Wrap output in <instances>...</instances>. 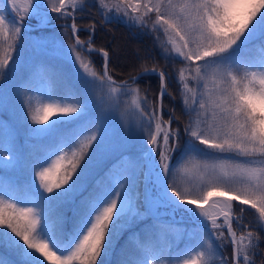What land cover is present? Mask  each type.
Here are the masks:
<instances>
[{
    "label": "snow or ice",
    "instance_id": "1",
    "mask_svg": "<svg viewBox=\"0 0 264 264\" xmlns=\"http://www.w3.org/2000/svg\"><path fill=\"white\" fill-rule=\"evenodd\" d=\"M96 2L105 22L126 19L146 29L159 42L165 59L182 62L176 78L190 117L184 127L189 137L184 155H206L211 150L220 158L177 167L173 156L180 129L172 127L174 115L163 118V98L171 95L165 70L156 64L142 65L136 75L118 82L109 72V52L92 43L95 24L87 26V41L78 35L76 13L84 10L86 0H47L52 12L71 19L65 30L70 29L69 39L74 38L69 49L81 77L99 85L117 106L121 96L127 97L125 113L138 114L141 122H147L146 148L137 162L144 169L145 187L133 195L128 177L127 183L90 193L73 208L71 228L66 231L68 218L54 217L51 206L68 200L75 203L83 191L81 177L92 159L89 150L95 151L102 139L100 129L88 122L38 161L34 173L38 198L28 201L32 207H21L24 201L0 195V244L16 249L23 264H106L105 254L112 251L125 217L143 219L163 207L182 211L208 229V239L186 247L175 258L177 264H217V250L225 243L232 246L230 261L220 257L219 264H256L262 237L244 223L243 213L244 206L254 209L255 226L264 229V0ZM0 4L11 6L15 13L9 20L7 7H0L2 79L10 62L15 63L25 21L32 18L39 3L24 0L20 6V0H0ZM36 17L38 25L46 22L38 11ZM84 51L102 55V71L82 55ZM153 74L159 77V92L150 102L136 81ZM43 99L48 102L36 107L31 97L25 101L32 122L44 125L34 132L51 134L58 125L79 119L88 107L73 94L60 98L49 94ZM182 183L189 187H181ZM141 197L145 212L140 211ZM0 264L6 262L0 259ZM138 264L164 261L146 254Z\"/></svg>",
    "mask_w": 264,
    "mask_h": 264
},
{
    "label": "rangeland",
    "instance_id": "2",
    "mask_svg": "<svg viewBox=\"0 0 264 264\" xmlns=\"http://www.w3.org/2000/svg\"><path fill=\"white\" fill-rule=\"evenodd\" d=\"M37 2L39 7L50 9L47 0ZM86 3L94 5L101 14L96 0H86ZM117 20L134 26L126 19ZM65 39L62 30L28 35L26 41L19 43L15 63L10 62L6 75L0 79V195L24 201L21 207H32L33 204L28 201L38 198L35 189L39 181L34 179V173L39 167L38 161L88 122H93L100 129L102 139L100 145L95 146V151L89 150L92 159L88 161L83 174V190L93 181L88 195L97 194L112 189L117 182H129L128 177H131L133 195L137 191L142 193L145 187L144 169L137 167V162L146 148L147 122H141L138 114L125 113L124 101L127 97L121 96L117 106L108 101L105 90L99 85L89 84L81 77L77 71L78 66L74 64V57L70 54V43ZM84 56L93 61V58ZM101 63L102 60H99ZM176 77L177 74L175 80L177 86H180ZM49 94L55 98L73 94L83 99L88 107L79 119L58 125L57 130L51 134L34 132L33 129L43 128L44 125L32 122L25 101L31 97L33 107H36L48 102L43 98ZM184 152L185 149L180 151L173 162L177 167L185 163L191 167L202 161L213 162L211 157L220 158L215 155L200 159L199 155H184ZM181 187L189 185L182 183ZM79 203L68 200L51 206L54 217L63 214L68 218L66 231L71 228L72 210ZM140 211H146L142 197ZM161 213L158 210L156 215L143 219H132L130 214L126 216L112 251L105 254L106 264H138L146 254H149V258L156 255L164 264H177L175 258L186 247L208 239V229L186 213L176 211L172 217H165ZM158 220L171 224H162ZM217 251L219 264L220 257L224 256L222 248ZM0 259L6 264H23L19 252L6 244H0Z\"/></svg>",
    "mask_w": 264,
    "mask_h": 264
},
{
    "label": "trees",
    "instance_id": "3",
    "mask_svg": "<svg viewBox=\"0 0 264 264\" xmlns=\"http://www.w3.org/2000/svg\"><path fill=\"white\" fill-rule=\"evenodd\" d=\"M24 0L20 1V6H23ZM0 7H5L0 4ZM11 7V6H10ZM40 13L41 18H43L45 23H56V22H70L71 19L67 21L59 16V14H52L48 12H43L39 9L33 11L32 18L27 21L32 24H38L36 17V12ZM5 15L12 20L9 14ZM76 23L80 28L78 35L81 40L87 41L89 38V31L87 26L90 24H95V32L92 34V43L95 48H104L109 52V63L108 68L110 74L116 80H124L131 75H136L142 70V65L151 68L153 64L161 67L165 70L167 76L168 92L171 95H165L163 98L164 102V119L167 120L169 115H174L175 119L173 121L172 127L180 129L179 137V151L175 152V157L180 153V151L185 149L186 140L189 138L185 132L184 127L189 121V114L185 111L179 87L177 86L175 75L177 70L182 66V62L179 59L167 58L165 59L162 54V49L159 42L154 38V35L143 28H135V26H130L120 20L112 19L111 22H105L102 15L98 12V9L91 4L86 3L83 11H77L76 13ZM62 30L65 40L72 44L73 39H69L71 36L70 29L65 30V26H54V27H44V28H24L22 31L21 41H26L28 35H36L41 32ZM163 39V37H162ZM86 55L84 52H82ZM88 56V55H87ZM93 65L97 71H99V60H102L101 56L98 54H92ZM136 85L141 89L143 95L147 96L148 100L155 101L159 92V79L157 75H145L141 76L137 81ZM167 108V109H166ZM169 108V109H168ZM175 110L174 113L172 110ZM146 111L148 108L145 109ZM209 150L206 155H199L200 159L209 158L210 156H215ZM216 160L217 157H211ZM83 175L81 177V181ZM96 180V179H95ZM91 183L86 189L79 193L75 197L76 201H81L86 197L90 191ZM246 211L243 213L244 223L249 224L255 231H257L262 239L259 242L258 254L255 256L256 264H260L261 259H264V229L255 226V210L248 206H244ZM163 216L172 217L175 212L170 209H165L163 207L159 208ZM238 211V209H237ZM162 224H171L167 221H159ZM235 227V225H234ZM221 249V248H220ZM231 246L225 243L222 247V253L225 257H231Z\"/></svg>",
    "mask_w": 264,
    "mask_h": 264
},
{
    "label": "water",
    "instance_id": "4",
    "mask_svg": "<svg viewBox=\"0 0 264 264\" xmlns=\"http://www.w3.org/2000/svg\"><path fill=\"white\" fill-rule=\"evenodd\" d=\"M5 7H7V12H8V14L12 17V18H14L15 17V14H14V12L11 10V8L9 7V6H6L5 5ZM48 12H50V13H54V12H52V11H48ZM71 23V22H70ZM70 23H52V24H43V25H38V24H36V25H31L30 23H28V22H25V26L24 27H26V28H36V27H44V26H50V27H52V26H54V25H58V26H65L66 24H70ZM74 39V38H73ZM85 48H87V45L85 44ZM84 52H86V51H84ZM87 53V52H86ZM92 53H97V54H100L99 52H96V51H93ZM102 67H103V63H102V66H101V71H102ZM159 78V77H158ZM119 82V81H118ZM232 247V246H231Z\"/></svg>",
    "mask_w": 264,
    "mask_h": 264
}]
</instances>
